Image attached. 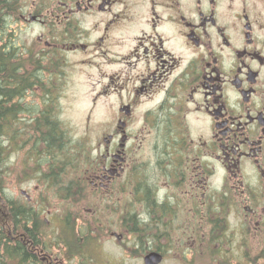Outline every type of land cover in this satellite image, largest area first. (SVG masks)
I'll return each instance as SVG.
<instances>
[{
    "label": "flooded vegetation",
    "instance_id": "af4514ba",
    "mask_svg": "<svg viewBox=\"0 0 264 264\" xmlns=\"http://www.w3.org/2000/svg\"><path fill=\"white\" fill-rule=\"evenodd\" d=\"M11 6L0 14V55L23 95L10 103L45 92L55 113L71 79L86 75L93 106L109 110L110 129L92 148L84 181L34 184L47 196L61 191V202H92L77 216L92 215L86 231L67 232L79 244L108 234L122 255L96 246L94 261L74 264H146L151 251L163 255L160 264L171 252L174 264H264V0ZM43 82L56 88L53 96ZM5 99L0 90V105ZM1 212L0 249L9 247L11 264L79 257L50 246L49 220L26 215L18 224ZM146 234L173 245L146 248Z\"/></svg>",
    "mask_w": 264,
    "mask_h": 264
},
{
    "label": "rangeland",
    "instance_id": "374dc122",
    "mask_svg": "<svg viewBox=\"0 0 264 264\" xmlns=\"http://www.w3.org/2000/svg\"><path fill=\"white\" fill-rule=\"evenodd\" d=\"M40 80L43 81L45 80V78L41 77ZM71 82V86L63 94L59 107L57 110H55V113H53V111L56 105L52 101L46 102V93L43 92L37 94V98H33L30 100H27L26 98V100L24 101V108H27L25 106L27 103L33 102L31 105L33 107L32 113H21L19 114L18 118L24 116L26 119H31L32 117L40 114V112H46L47 110L48 114H50L53 119H57L58 121H60L64 128L67 127L70 147L79 148L81 141H84L87 145V147L85 148L89 151V153H92V148H96L95 143L100 139V137L102 139V135H104L106 131H109L110 129V126L108 124L109 110L93 106L90 82L89 78L86 75L75 76L71 79ZM43 84L45 85V88L51 92L49 96H53L56 88L53 87L52 84L50 86H48V84L44 82ZM28 109H31V107H28ZM33 112H35L34 115ZM30 122L27 121V123ZM40 123L41 127H39L38 129V133L35 132L34 126L32 125V132L34 131L36 134L24 149L18 150L11 147L9 152L6 153L4 160H0V172L1 170L3 171L2 176L0 174V203L2 207V212L0 211L1 214L6 211L7 203L10 201L13 202L14 206L15 204H17L24 208H27L28 210H40V219L46 221L49 220L48 225L43 229V232L46 233L45 236L47 234L53 235V237H50L48 235L49 241L54 242V237L58 236L61 231H65V233H62L63 243L60 244L62 246L63 254H65V251L68 247H70L71 251L79 252V257L75 258V260H71L68 264H74V262L81 263L91 260L94 261V259L90 257L89 254L92 253V250L96 251V246H102V248L105 247L108 248V250L113 249L117 256L122 257L120 249L112 244V240L110 239L108 234H105L100 238L93 237L92 235H88L87 237L83 236V241L79 244L76 241V238H78V233H76V236L74 234V236L72 237L67 232V230L71 229V225L73 226V228L74 226L76 227V229L78 228L77 230L79 231H86L84 230L86 227L84 223L88 222L90 218L93 219L92 215L90 213H87L86 210L84 212L85 217H88L87 219L81 217L79 220H77V216L81 213L83 207H85L86 209L90 208L92 202H90L89 204L87 203L86 205H79L77 203L74 204L67 199L64 202H61L59 199H57V197H63L61 191H56L58 193L60 192V196L54 195L52 191L50 192L51 196H47V190L44 191V194H42V190H36L34 185L35 183L44 180L46 181V178H44L43 175L42 177L44 178V180H39L38 172L42 170V167L46 169L45 166L47 165V162L45 161V159L47 156L44 154L40 158V153L37 154L38 157L32 160V156L29 159V154L27 155V153L32 149L31 142L34 140V138H37L39 136L41 137L42 130L47 131L48 129L47 123L44 119L41 120ZM39 146L40 144H38V147ZM8 149L9 147H7L5 152L8 151ZM93 151L95 150L93 149ZM36 167L37 169H35ZM59 169L62 172V182H71L72 176H76L74 181L78 180V176L75 174L66 176L65 173H63L65 168L62 167V165ZM1 177H3V182H1ZM54 182H56V180H54ZM22 189L27 190V192L31 195L32 199L30 201L27 200L26 195H23L21 193ZM42 200H46L47 203L41 205ZM81 203H83V201ZM3 215L8 214L4 213ZM64 215H69L71 217L72 224L68 223L67 227L65 229L61 228V230L57 227V225L61 226V223L64 222ZM88 225L90 226L91 223H89ZM82 235L83 233H81L80 236ZM161 238L163 239H154L152 238V236H148L146 234L145 236H143L142 246L145 244L146 248L147 246L149 247L151 245H164L167 247L170 245V241L171 245H173V238ZM99 240L102 245L98 243ZM73 242L74 248L72 246ZM128 245H135L133 237L129 239ZM54 250L56 251L55 248L52 249V251ZM81 252H83V255L81 254ZM0 254L4 255L3 249H0ZM171 257H174L173 252L168 254V259L166 260L168 264H174L175 262V260ZM125 260H132V258ZM96 261L102 262L103 260L101 258H98ZM166 262H164L163 264H167Z\"/></svg>",
    "mask_w": 264,
    "mask_h": 264
},
{
    "label": "trees",
    "instance_id": "16d2710c",
    "mask_svg": "<svg viewBox=\"0 0 264 264\" xmlns=\"http://www.w3.org/2000/svg\"><path fill=\"white\" fill-rule=\"evenodd\" d=\"M11 0H0V14H7L11 10ZM10 69L9 58L3 54L0 55V90L2 92V97H6L5 100L2 101L0 105V160H4L5 155L11 147L21 150L26 147V145L33 139L34 135L38 133L39 127H41V120L45 119L46 113L40 112L35 117V120L32 121L33 124L27 123V121H31V119H26L24 116L18 118L19 114L23 113H31L30 110L24 108L21 103L12 104V98L15 95V92H19L18 88H13V85L16 83L12 79L11 76L6 74L7 70ZM19 96H22L23 93H17ZM12 104V105H11ZM49 124L47 125V131L42 130L41 137L34 138L32 143V149L29 154V159L32 156V160L38 157L37 154H40V158L42 155H46L45 161L47 165L46 169L41 171L40 173L43 175L46 180H56L58 182L61 179V170L59 168L64 167V172L66 176L71 174H85L84 168L88 167L90 153L85 148L87 147L84 141H81L79 148H72L69 146V137H68V129L67 127H63L62 123L50 118ZM32 125L34 126V130L32 132ZM2 143V144H1ZM11 144V145H10ZM38 144L40 146L38 147ZM10 145V146H8ZM9 147L8 151L5 150ZM31 154V155H30ZM37 169V167L35 168ZM57 170V171H56ZM1 176L3 171L0 172ZM76 176H72V181L75 180ZM51 181V180H50ZM71 181V182H72ZM1 182H3V177H1ZM41 205H44L46 202L41 201ZM8 214H15L17 217V222L20 224L23 221H26V215H33L34 217L40 216L41 211L32 209L28 210L20 205L13 204V202L7 203L6 211L3 212ZM36 220V218H34ZM44 221V220H43ZM66 224H72L71 217L66 216L65 220ZM72 228V226H70ZM73 237V236H72ZM62 237H59V240ZM51 241L50 246L60 245L62 242L60 240ZM74 248V242H73ZM79 246V245H78ZM11 255L9 247L4 250V255L0 254V264H11ZM20 256V250L19 255ZM21 257V256H20ZM7 260V261H6ZM23 261V258H22Z\"/></svg>",
    "mask_w": 264,
    "mask_h": 264
},
{
    "label": "water",
    "instance_id": "95a60500",
    "mask_svg": "<svg viewBox=\"0 0 264 264\" xmlns=\"http://www.w3.org/2000/svg\"><path fill=\"white\" fill-rule=\"evenodd\" d=\"M23 193H26V191H23ZM161 261L162 255L157 252H151L145 258L146 264H159Z\"/></svg>",
    "mask_w": 264,
    "mask_h": 264
}]
</instances>
